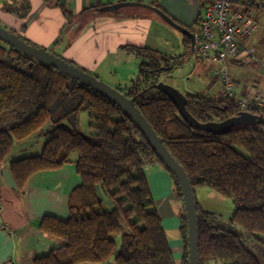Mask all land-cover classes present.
<instances>
[{
  "label": "trees",
  "instance_id": "1",
  "mask_svg": "<svg viewBox=\"0 0 264 264\" xmlns=\"http://www.w3.org/2000/svg\"><path fill=\"white\" fill-rule=\"evenodd\" d=\"M210 1L198 0L200 10ZM152 6L157 8L156 0ZM5 10L24 17L28 6L23 0ZM183 45L190 49L186 35ZM124 49L140 63L136 78L118 90L133 101L184 169L193 191L205 186L232 201L234 212L227 225H221L219 216L203 211L194 198L199 264H264V122L235 126L222 135L191 128L155 86L179 68L182 59L146 47ZM183 94L186 110L200 123L223 121L240 112L222 97ZM81 110L92 119L86 135L78 129ZM253 114L264 118V112ZM46 122L51 128L44 132ZM35 134L47 137L40 153L9 161L17 187L21 189L37 173L72 162L80 185L69 196L67 220L46 216L40 221L39 231L62 246L33 264L110 260L113 264H176L153 207L146 166H158L170 175L174 196L182 205L184 252L178 264H187V225L179 184L131 117L101 94L0 42V164L9 160L15 148L10 137L18 144ZM119 235L117 249L114 238Z\"/></svg>",
  "mask_w": 264,
  "mask_h": 264
},
{
  "label": "crops",
  "instance_id": "2",
  "mask_svg": "<svg viewBox=\"0 0 264 264\" xmlns=\"http://www.w3.org/2000/svg\"><path fill=\"white\" fill-rule=\"evenodd\" d=\"M153 1L24 0L28 11L24 17H19L5 9L18 6L23 0H0V23L10 27L11 32L25 42L43 47L80 69L94 73L103 71L112 76L116 74V64L120 59L134 57L124 49L126 46H148L146 27L138 22L139 17L128 16L135 12L134 9H124L127 16L121 18L120 8L153 9ZM156 1L161 8L159 0ZM184 58L179 68L188 62L194 77L190 79L189 75L186 76V80L193 84L187 93L204 95L208 99L221 98L222 86L209 73L208 82L203 78L205 67L201 61L194 59V63L191 62L193 57L189 53ZM258 62L246 66H256ZM237 68L242 67L230 63L227 71L239 97L251 98L264 93V74L260 78L246 79L244 71ZM42 145L40 140L34 149H29L31 145L27 144L23 150L36 151L37 155ZM15 149L9 160L0 164V264H33L36 258L62 246L61 241L42 234L38 229L39 223L46 216L63 221L70 217L68 199L80 185V178L72 162L57 170L31 176L19 189L12 178L9 161L32 154L22 155ZM144 171L153 207L178 264L184 252L180 232L182 205L174 196L172 180L165 170L158 166H146ZM96 264H113V260Z\"/></svg>",
  "mask_w": 264,
  "mask_h": 264
},
{
  "label": "water",
  "instance_id": "3",
  "mask_svg": "<svg viewBox=\"0 0 264 264\" xmlns=\"http://www.w3.org/2000/svg\"><path fill=\"white\" fill-rule=\"evenodd\" d=\"M159 3L161 8L152 7L154 11L157 12L170 26L180 30L183 36H188L190 38L191 47L193 42L191 29L200 15L198 0H159ZM0 42H3L14 51L30 57L34 61L54 68L59 73L67 75L81 85L101 94L122 108L131 117L140 132L149 141L156 154L175 176L177 183L179 184L187 225V264H199L197 205L194 200V193L190 181L184 169L169 154L161 139L156 135L149 123L134 106L133 101L124 96V94L118 89L100 81L88 72L76 67L73 63H69L62 58L55 56L43 47H36L25 42L23 39L19 38L16 33L7 30L1 25ZM155 86L172 102L181 118L193 129L213 133L215 135H222L228 133L235 126L255 125L264 122V118L261 115L241 111L237 116L230 117L223 121L200 123L186 110V98L183 93L162 82L157 83ZM79 133L81 134V132ZM10 138L15 146L17 141L12 137Z\"/></svg>",
  "mask_w": 264,
  "mask_h": 264
},
{
  "label": "rangeland",
  "instance_id": "4",
  "mask_svg": "<svg viewBox=\"0 0 264 264\" xmlns=\"http://www.w3.org/2000/svg\"><path fill=\"white\" fill-rule=\"evenodd\" d=\"M124 9L130 11L134 9L135 12L128 16L139 17L140 19L138 20V22H140L143 26L146 27V33H145L147 40L146 43L149 46V47L146 46V48H150L151 50L156 51L170 58L182 59L183 57H185L184 59H186L188 53L189 56L192 57V51L190 49L186 50L184 48L182 42L184 36L182 32L170 26L166 21L163 20V18H161V16L157 12L154 11V9L140 8V7L120 8L119 16L121 18L127 16L126 14H124ZM249 14L258 23L259 26L258 29L254 33H252L248 39V43L251 46H253L255 49L256 61L259 60V62L256 63V66L251 65L248 67L244 65L242 66V68H237L238 71H240L241 69H242L241 71H244L243 73L246 79H250L254 77L260 78L262 74H264V8L257 10L252 9L250 10ZM0 25L9 31L12 30L10 27L5 26V24L0 23ZM191 62L194 63V59L191 60ZM139 63L140 60L135 56L132 57L131 55L130 58L120 59V61L117 62L116 64L117 68L115 70L116 74L112 76L107 75V73L103 71L95 72V73L91 71L88 73L96 77L100 81L108 84L109 86L123 91L130 85V82L136 78ZM187 63L188 62H186L184 66H182L181 68L177 67L170 76H162L160 78V82L176 88L181 93H186L187 90H189L193 86L192 81L186 80V76L189 75L190 79L194 78L193 76H191L190 73L192 68ZM200 63H202V65L205 67L204 70L205 74L203 75V78L205 77L206 81L208 82L210 78L209 74L212 75L211 72L212 67L210 64L206 62H200ZM216 87L219 86L217 85ZM262 92H264V90H262ZM77 121H78V129L81 132V134L84 135L88 134L90 130L89 125L92 123V119L90 118V113L82 110L79 111L77 115ZM63 124L68 126V122L66 120L63 121ZM50 128H51L50 122H46L45 125L43 126L44 132L48 131ZM46 139L47 137L44 134L42 135L35 134L29 137L28 139L19 142L18 145H15L16 148L15 151L17 150L21 151L22 155L25 154L36 155L35 153L36 151L35 152L33 150L27 151V150H23V148L26 147L27 144H30L31 148L29 149H34L35 147H37V143H39L40 140L44 143ZM75 156H76L75 154H72L73 159L75 158ZM193 193L196 202L201 206V209L203 211L215 213L216 215L219 216L218 217L219 224L227 225L228 219L232 216L234 212L232 201L229 198L220 196L215 191L205 186L195 187ZM236 229L240 231L239 228L236 227ZM124 232H126L125 228H124ZM114 240L116 242V247L118 249L120 246V235L116 236Z\"/></svg>",
  "mask_w": 264,
  "mask_h": 264
},
{
  "label": "built area",
  "instance_id": "5",
  "mask_svg": "<svg viewBox=\"0 0 264 264\" xmlns=\"http://www.w3.org/2000/svg\"><path fill=\"white\" fill-rule=\"evenodd\" d=\"M262 8L264 0H211L191 29L193 59L211 65L213 78L222 86V98L240 112H264V94L239 97L227 71L230 63L242 67L256 61L248 39L259 26L249 12Z\"/></svg>",
  "mask_w": 264,
  "mask_h": 264
},
{
  "label": "flooded vegetation",
  "instance_id": "6",
  "mask_svg": "<svg viewBox=\"0 0 264 264\" xmlns=\"http://www.w3.org/2000/svg\"><path fill=\"white\" fill-rule=\"evenodd\" d=\"M157 8H160L159 5L157 6ZM200 11H201V10H200ZM193 13H194V12H193ZM198 19H199V17H198ZM198 19H197V22H198ZM197 22H195V25H197ZM195 25H194V26H195ZM194 26H193V28H194Z\"/></svg>",
  "mask_w": 264,
  "mask_h": 264
}]
</instances>
